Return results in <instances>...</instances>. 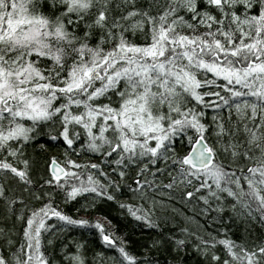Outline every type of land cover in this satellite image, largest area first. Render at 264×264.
I'll use <instances>...</instances> for the list:
<instances>
[{
  "label": "snow or ice",
  "instance_id": "obj_1",
  "mask_svg": "<svg viewBox=\"0 0 264 264\" xmlns=\"http://www.w3.org/2000/svg\"><path fill=\"white\" fill-rule=\"evenodd\" d=\"M42 137L63 160L36 178L28 149ZM125 188L140 205L121 201ZM57 196L90 201L85 213L114 204L146 229L177 204L264 228V0H0V264H88L76 240L44 249L57 228L95 230L117 254L91 264H159L130 255L106 215H67ZM181 233L160 244L179 256L191 243L202 264H264V237Z\"/></svg>",
  "mask_w": 264,
  "mask_h": 264
},
{
  "label": "trees",
  "instance_id": "obj_2",
  "mask_svg": "<svg viewBox=\"0 0 264 264\" xmlns=\"http://www.w3.org/2000/svg\"><path fill=\"white\" fill-rule=\"evenodd\" d=\"M40 143L45 144L46 146L41 149L38 144L35 149H28L30 158L33 160L36 178L44 173L46 165L53 157L60 161L63 160L62 145H53L51 141L47 140V137H42ZM78 162L81 164L87 163L88 158L81 157ZM25 199L28 201L30 208L34 209L42 207L43 203L46 202V198L44 201H37L34 198L27 197V195H25ZM121 201L137 206L141 203V201L132 197V194L127 188L124 189V194L121 196ZM89 203L90 201L81 197L79 198V203L72 202L69 204H64L62 198L57 196L53 201V206H59V208L65 214L75 218L83 217L95 220L102 215H106L108 220H111L112 224L116 226V235L123 237L129 254L136 257L141 262L143 261L144 257H148L157 260L159 264H202V258L193 250L191 243L188 245L187 253L181 252L179 256L175 255L171 242L165 243L163 245L160 244L161 234L165 240H167L169 236L182 238V228H188L189 231H196L199 226H204L207 232H211L213 234L226 231L228 236L238 243L257 240L264 237V228H261L258 224L250 223L242 217L235 216L230 211L223 215V223H214L211 219L206 220L200 215H195L189 208L179 204L175 205L178 209L176 212H173L171 208L162 210L157 207L154 209L156 213L154 219H158L160 222V228L146 229L142 226H137V222L133 221L131 217L125 218L122 216L120 214V210L114 204H98L96 208H90L87 213L83 211H77ZM143 206L145 209H149L148 203H144ZM28 214L30 213L26 211L25 215ZM215 215L216 213H212V216ZM229 216L232 217L231 221L228 219ZM186 217H191L193 219H186ZM101 222L104 223L106 227H110L106 220H101ZM48 224H58V222L53 219L48 221ZM208 225H211V227H208ZM4 226L5 222L0 221V227ZM8 226H11V222H8ZM17 231L19 235L15 236L14 239H16L19 243L22 237V228L20 227L19 223L17 224ZM54 232L57 233L58 238L54 237L51 233H48L45 234L43 240L44 249L49 253H51L53 246L48 245V239H54V247L57 250H59L63 243H67L72 240L84 243V255L88 260V264H91L93 255L98 252H104L106 256L117 255L115 252H109L107 249H104L103 245L100 244L98 233H96L95 230L84 233L83 236L79 230L75 229L60 234L57 228L54 229ZM190 239L194 240V237ZM154 241L157 242V247L152 246Z\"/></svg>",
  "mask_w": 264,
  "mask_h": 264
}]
</instances>
